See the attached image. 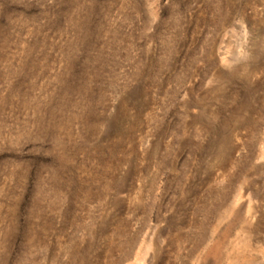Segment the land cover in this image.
Here are the masks:
<instances>
[{
	"label": "rangeland",
	"instance_id": "rangeland-1",
	"mask_svg": "<svg viewBox=\"0 0 264 264\" xmlns=\"http://www.w3.org/2000/svg\"><path fill=\"white\" fill-rule=\"evenodd\" d=\"M0 264H264V0H0Z\"/></svg>",
	"mask_w": 264,
	"mask_h": 264
}]
</instances>
